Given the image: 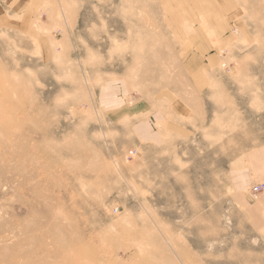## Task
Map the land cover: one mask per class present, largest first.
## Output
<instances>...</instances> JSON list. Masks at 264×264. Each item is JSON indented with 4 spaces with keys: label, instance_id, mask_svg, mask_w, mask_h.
<instances>
[{
    "label": "rangeland",
    "instance_id": "obj_1",
    "mask_svg": "<svg viewBox=\"0 0 264 264\" xmlns=\"http://www.w3.org/2000/svg\"><path fill=\"white\" fill-rule=\"evenodd\" d=\"M233 1L242 48L175 137L145 109L202 0H0V264H264V0Z\"/></svg>",
    "mask_w": 264,
    "mask_h": 264
},
{
    "label": "crops",
    "instance_id": "obj_2",
    "mask_svg": "<svg viewBox=\"0 0 264 264\" xmlns=\"http://www.w3.org/2000/svg\"><path fill=\"white\" fill-rule=\"evenodd\" d=\"M202 1L208 9L209 16L201 19L202 27L198 30L201 41L198 40L197 46L186 55L181 64L187 82L186 87L170 88L160 97L150 101L145 109L151 122L162 124L165 132L175 137H187L193 132L190 122L198 115V94L201 95L200 100L203 103L206 96L203 95L204 91L219 82L216 73L221 53L228 48L236 53L242 48L235 23V2ZM209 34L211 37L207 39Z\"/></svg>",
    "mask_w": 264,
    "mask_h": 264
},
{
    "label": "built area",
    "instance_id": "obj_3",
    "mask_svg": "<svg viewBox=\"0 0 264 264\" xmlns=\"http://www.w3.org/2000/svg\"><path fill=\"white\" fill-rule=\"evenodd\" d=\"M264 193V183L254 185L250 189V195L252 198H257Z\"/></svg>",
    "mask_w": 264,
    "mask_h": 264
}]
</instances>
